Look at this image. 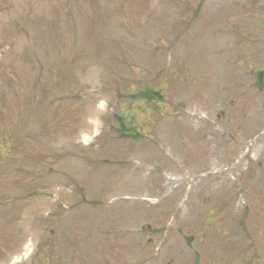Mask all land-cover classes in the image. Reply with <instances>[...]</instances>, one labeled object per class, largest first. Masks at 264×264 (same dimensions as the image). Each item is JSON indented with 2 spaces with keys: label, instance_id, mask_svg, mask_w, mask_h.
I'll return each instance as SVG.
<instances>
[{
  "label": "rangeland",
  "instance_id": "rangeland-1",
  "mask_svg": "<svg viewBox=\"0 0 264 264\" xmlns=\"http://www.w3.org/2000/svg\"><path fill=\"white\" fill-rule=\"evenodd\" d=\"M260 72L264 0H0V264H264Z\"/></svg>",
  "mask_w": 264,
  "mask_h": 264
},
{
  "label": "flooded vegetation",
  "instance_id": "flooded-vegetation-1",
  "mask_svg": "<svg viewBox=\"0 0 264 264\" xmlns=\"http://www.w3.org/2000/svg\"><path fill=\"white\" fill-rule=\"evenodd\" d=\"M37 254H38V251H36L32 254V256L29 258L28 264H34V262L36 261V258H37Z\"/></svg>",
  "mask_w": 264,
  "mask_h": 264
},
{
  "label": "trees",
  "instance_id": "trees-1",
  "mask_svg": "<svg viewBox=\"0 0 264 264\" xmlns=\"http://www.w3.org/2000/svg\"><path fill=\"white\" fill-rule=\"evenodd\" d=\"M155 95H157V94H155ZM153 96H154V95H153ZM153 96H152V94H150V93H145V95H143V97H144V98H147V99H152V100L156 99V98H153Z\"/></svg>",
  "mask_w": 264,
  "mask_h": 264
}]
</instances>
